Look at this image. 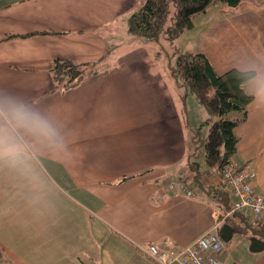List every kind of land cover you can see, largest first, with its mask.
Here are the masks:
<instances>
[{
	"label": "crops",
	"instance_id": "1",
	"mask_svg": "<svg viewBox=\"0 0 264 264\" xmlns=\"http://www.w3.org/2000/svg\"><path fill=\"white\" fill-rule=\"evenodd\" d=\"M145 1L0 0V108L23 107L56 133L18 129L26 147L0 157L4 264H156L151 244L175 252L224 224L240 232L223 261L264 264V250L250 249L251 238L264 241V221L225 219L234 197L205 161L201 104L191 94L184 105L155 52L162 40L129 33ZM217 1L175 47L205 54L220 74L257 73L234 159L256 169L264 195V0ZM58 58L86 64L78 86L56 89ZM173 177L194 194L170 190Z\"/></svg>",
	"mask_w": 264,
	"mask_h": 264
},
{
	"label": "trees",
	"instance_id": "2",
	"mask_svg": "<svg viewBox=\"0 0 264 264\" xmlns=\"http://www.w3.org/2000/svg\"><path fill=\"white\" fill-rule=\"evenodd\" d=\"M215 1L146 0L130 17L129 33L148 41L168 40L173 43L194 27L196 15L207 12ZM219 1L237 8L243 0ZM15 37L19 36L8 35L5 39ZM174 55V63H168L170 78L185 106L192 94L208 112L210 128L204 142L205 161L221 171L237 153L239 137L235 129L247 120L248 105L255 99L245 85L257 73L233 68L220 74L203 53L181 52L176 48ZM85 65L65 58L56 59L52 66L56 89L67 91L78 86L84 79ZM199 149L196 147L195 152ZM4 260L5 253L0 247V264H4Z\"/></svg>",
	"mask_w": 264,
	"mask_h": 264
},
{
	"label": "built area",
	"instance_id": "3",
	"mask_svg": "<svg viewBox=\"0 0 264 264\" xmlns=\"http://www.w3.org/2000/svg\"><path fill=\"white\" fill-rule=\"evenodd\" d=\"M220 173L234 197L225 219L248 212L255 220L264 221V195L257 192L254 186L257 178L256 169L249 165H241L232 159ZM169 189L178 190L187 196L194 194L184 178H171ZM225 244L219 231H210L191 245L175 252L158 244H151L148 250L156 264H226L222 259Z\"/></svg>",
	"mask_w": 264,
	"mask_h": 264
},
{
	"label": "clouds",
	"instance_id": "4",
	"mask_svg": "<svg viewBox=\"0 0 264 264\" xmlns=\"http://www.w3.org/2000/svg\"><path fill=\"white\" fill-rule=\"evenodd\" d=\"M18 129L47 138L49 140L56 136L55 130L43 118L23 109L11 108L4 110L0 108V157L4 155L17 156L26 147L17 142Z\"/></svg>",
	"mask_w": 264,
	"mask_h": 264
},
{
	"label": "rangeland",
	"instance_id": "5",
	"mask_svg": "<svg viewBox=\"0 0 264 264\" xmlns=\"http://www.w3.org/2000/svg\"><path fill=\"white\" fill-rule=\"evenodd\" d=\"M217 2L218 1L216 0L215 3L208 9L209 12H211V13L213 12L212 10H214V9H212V8H215ZM211 13L209 15H206V13L198 14L193 18V20H195V18H199V16H201V18H203V19L207 18L208 16L213 15ZM193 23H194V21H193ZM175 44H176V41L172 43L171 41H168V40H162L160 46H157L158 49L155 48L156 54L158 55L159 58H161V61L164 64H166V63L168 64L171 62L174 63V61L176 60L175 55H174V51L176 49ZM194 97H193L194 98L193 101H191L192 105L195 102L194 100L197 99V97L195 95H194ZM201 108H202V111L199 115L200 124L198 126L199 131L197 132V134H199L200 131L201 132L203 131V133H205V132L207 133L209 131V128H210L209 124L207 123V120L209 118V114L206 111L205 107H203L201 105ZM196 116H198V115H196ZM191 121H192V119H191ZM194 132H195V130H194Z\"/></svg>",
	"mask_w": 264,
	"mask_h": 264
},
{
	"label": "water",
	"instance_id": "6",
	"mask_svg": "<svg viewBox=\"0 0 264 264\" xmlns=\"http://www.w3.org/2000/svg\"><path fill=\"white\" fill-rule=\"evenodd\" d=\"M236 232H240L238 228L230 224H224L220 229V236L225 242H231ZM251 251L261 252L264 250V241L258 237L251 238Z\"/></svg>",
	"mask_w": 264,
	"mask_h": 264
}]
</instances>
